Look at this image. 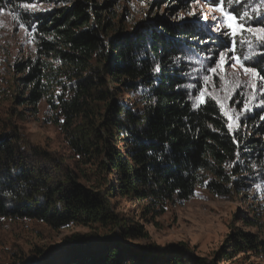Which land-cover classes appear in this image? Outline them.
Returning a JSON list of instances; mask_svg holds the SVG:
<instances>
[{"label":"trees","instance_id":"obj_1","mask_svg":"<svg viewBox=\"0 0 264 264\" xmlns=\"http://www.w3.org/2000/svg\"><path fill=\"white\" fill-rule=\"evenodd\" d=\"M118 1L0 0L36 42L34 55L16 66L17 104L32 109L45 100L75 166L94 165L96 179L88 187L76 169L18 130H0V217L107 230L74 234L12 264H191L182 248L130 244L141 229L119 217L113 199L145 202L143 212L158 215L200 185L216 195L241 192L257 180L255 165L264 170V105L232 130L217 100L199 103L197 89L185 87H199L198 78L209 75L203 69L230 46L228 36L198 13L178 15L194 0H150L139 21L118 12ZM252 60L264 76V55ZM242 235L237 245L264 250V236Z\"/></svg>","mask_w":264,"mask_h":264},{"label":"rangeland","instance_id":"obj_2","mask_svg":"<svg viewBox=\"0 0 264 264\" xmlns=\"http://www.w3.org/2000/svg\"><path fill=\"white\" fill-rule=\"evenodd\" d=\"M149 2L150 0H119L118 12L131 21H139L149 14L151 9ZM258 2L259 0H247V3H243L240 8L234 0V5L239 10L252 13ZM200 5L203 6L202 11ZM192 7L196 8L202 21L207 23V27L216 29L218 24L221 28L225 27L219 20L212 19L214 15L220 14L211 11L212 6L206 5V0H200V4L193 2L188 11H180L178 15L194 16L189 15ZM32 8L41 10L44 7L34 4ZM260 11L264 13V7H261ZM10 13L5 11L0 16V21H3V25L0 26V130L5 132L18 130L28 144L48 151L76 169L82 176L81 182L90 187L96 182L93 174L95 166L81 163H79L80 168L75 166L76 160L71 157L72 152L64 133L54 123L46 101L43 100L30 109L29 106L17 104L15 100L18 89L17 77L20 76L17 63L34 55L36 42L31 32L25 27H19ZM253 14L252 18L247 20V24L252 27L264 26V20H259ZM203 16H207V19H203ZM236 39L238 42L236 55L249 51L247 44L239 42L241 39L252 41L257 45L256 38L247 32H243L242 36H237ZM259 49L260 47L257 46V56L264 52V50L258 52ZM231 63L229 61L224 65L223 71L219 73L220 76L229 82L238 81L241 85L248 86L233 89L230 99L225 98L229 93L220 89L231 88V83L227 86L217 84L208 91L212 92L220 106L223 104L224 114L228 113L226 116L228 124H232L231 129L236 130L241 128L240 122L246 114L252 111L259 101L264 100V94H261L262 85L257 77L244 73L239 63L235 67H231ZM245 67H254L252 58ZM255 69L260 76H263L257 68ZM253 85L255 88L252 87ZM253 95L255 99H252ZM241 102L249 103L250 110L243 111ZM236 113H239L238 119ZM229 116L233 118L229 120ZM253 172L257 180L250 182V185L241 192L233 191L226 196L216 195L200 185L188 200L168 203L162 211H158V215L154 212H143L145 202H135L125 198L113 199L119 217L141 229L139 235L142 236L129 237L128 242L140 248L148 246L155 251L182 248L184 258L191 264L198 259H205L215 264H264L263 249L250 250L242 248L240 244L237 245L239 240L244 239L243 233L256 237L264 236V170L261 166L255 165ZM257 184L260 185L259 189L256 187ZM94 231L100 234L107 233L106 228H98L96 225L88 227L73 224L65 228H52L40 220L0 217V264H12L20 257H28L35 253L37 249L62 246L65 241L67 242L66 238L74 234L85 237ZM113 237L121 239L118 231Z\"/></svg>","mask_w":264,"mask_h":264},{"label":"snow or ice","instance_id":"obj_3","mask_svg":"<svg viewBox=\"0 0 264 264\" xmlns=\"http://www.w3.org/2000/svg\"><path fill=\"white\" fill-rule=\"evenodd\" d=\"M209 3H211L212 8L211 11L219 13V16H213V20H219L220 24H223L225 27L221 28L219 24L216 27V30L221 33V35L228 36L230 41V46L225 51H219L217 55V59L213 61L214 67L212 68H205L203 71L209 73V75H203L198 78L199 80V87H197V84H188L185 85L187 88H196L198 95L197 100L199 103H205L208 99H215V97L212 95L211 91H208L210 87H216L217 84L225 85L227 86L229 83H231L232 87H224L221 88V91H225L229 93L225 98L230 99V94L233 89H239L241 87H247V84L241 85L238 81H227L223 76H220V72L223 71L224 65L226 63H229L231 67H235L237 63L241 65L243 68L244 73L250 74L253 77H257L260 80V83L262 85L260 91L261 94H264V76H260L259 73L256 71L254 67H245V64L251 60L252 56L257 54V46L260 48H264V26L259 27H252L247 24V20L252 18V14L254 13L259 20H264V13H261L260 8L264 7V0H259L257 6L253 8V12L250 13L246 10H239L236 6H234V0H208ZM195 4H200V0H194ZM243 3H247V0H235V4L239 5L240 8H242ZM21 7H24L26 10L31 7V5L23 4ZM201 11L203 10V6L200 5ZM5 11L4 8L0 7V13H3ZM13 17V20L16 21L19 24V27H24L22 23H19L20 16L17 12L12 11L10 13ZM189 15H197V10L195 7H192ZM203 19H207V16H203ZM3 25V21H0V26ZM30 27V26H29ZM243 32H247L251 35H253L256 38L257 45H254L252 41H245L241 39L240 43L247 44L249 51L247 53H241L240 55H236L237 51V36H242ZM264 55V52L260 53ZM180 57H176V62L180 61ZM219 69V71H218ZM159 65H156L154 68V71H159ZM196 69H193V72H195ZM191 75V73H189ZM210 76L213 77V79L210 80ZM255 88V86H252ZM252 99H255V96L253 95ZM217 103L219 101L217 100ZM235 103V101H233ZM242 103V110L247 111L250 110L249 103L241 102ZM261 105H264V100L261 101ZM221 107H223V104H221ZM228 113L225 112V116H227ZM236 118H239V113L235 114ZM229 120H231L233 117L229 116ZM228 127L231 129L232 124H228ZM237 159L239 160V153H237ZM256 187L259 189L260 185L257 184Z\"/></svg>","mask_w":264,"mask_h":264}]
</instances>
